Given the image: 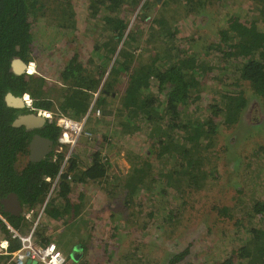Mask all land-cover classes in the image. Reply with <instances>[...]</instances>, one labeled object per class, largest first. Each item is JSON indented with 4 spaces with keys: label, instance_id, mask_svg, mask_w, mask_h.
<instances>
[{
    "label": "trees",
    "instance_id": "16d2710c",
    "mask_svg": "<svg viewBox=\"0 0 264 264\" xmlns=\"http://www.w3.org/2000/svg\"><path fill=\"white\" fill-rule=\"evenodd\" d=\"M158 1L83 0L78 19L72 0L56 1L60 7L48 0H0V176L8 179L25 208L44 203L62 156L53 161L51 152L38 162L15 167L28 151L31 131L10 125L18 110L5 104L7 91L28 94L34 111L57 110L74 119L83 118L93 104L101 113L90 114L88 128L106 145L113 139L111 135L125 143L145 129L147 151L127 148L125 155L131 167L119 190L126 208L144 213L145 219L138 224L145 232L153 223L167 225L165 233L174 230L190 205L192 187L200 188L208 179L217 184V166L209 163L218 153L221 130L237 124L226 144L235 146L240 120L249 125L253 123V109L257 108L258 115L260 108L264 109V0ZM212 5L214 35L206 40L203 51H198L195 43L199 38L178 36L176 22L182 16L203 13ZM181 11L184 14L179 15ZM49 12L54 15L47 25L49 42L70 36L80 41L82 35L91 42L85 59L76 51L67 58L56 72L55 84L39 71L20 75L13 71L16 58L34 60L33 21L38 14ZM208 86L211 96L206 107L200 102L195 106ZM101 125L108 133L99 130ZM39 128L54 144L57 142L59 129L54 122ZM257 132L264 136V128ZM88 159L86 163L77 155L71 156L67 169L71 178L61 176L44 207L46 210L60 198V205L47 211L52 217L61 216V223L73 225L78 221L82 195L75 202L69 196L72 185L109 177L108 157L101 151H93ZM254 160H258L259 170L263 168L260 172L264 177V143L249 155L248 170ZM153 161L156 168H152ZM236 208L242 216L220 232L217 252L208 249L198 264H264V199L218 207V220ZM113 216L103 218L104 227L98 228L105 230L103 235L108 239L119 229ZM128 223L134 226L136 218H129ZM74 230L71 227L72 236L81 232L76 244L85 250L87 235ZM233 243L234 248H230ZM189 245L173 252L167 264L184 259ZM19 246L18 240L11 241L8 251ZM136 250L135 246L127 255L135 258Z\"/></svg>",
    "mask_w": 264,
    "mask_h": 264
},
{
    "label": "rangeland",
    "instance_id": "374dc122",
    "mask_svg": "<svg viewBox=\"0 0 264 264\" xmlns=\"http://www.w3.org/2000/svg\"><path fill=\"white\" fill-rule=\"evenodd\" d=\"M48 1L52 6L54 4H56V7L59 6V3H56V1L60 0ZM72 3L74 4V11H76L78 17L83 0H72ZM160 3L161 0L158 1V4ZM152 7L154 8V6ZM152 10L154 11V9ZM204 10L203 13L182 16L176 22L180 32L178 33V36L191 35L192 37L199 38L197 40L198 42L195 43V49L198 51H203L206 40L214 35L212 27L216 18L213 15V11L215 10L214 5L208 6V8ZM182 13L183 12L181 11L179 15ZM52 17H54V15L50 14V12L49 14L44 15L38 14V19H34L33 21V31L36 33L33 42L34 60L29 62V64H33L30 73H36L39 71L40 73L47 74L46 78L49 79L51 84H55L54 82H58L54 79L58 78L56 72L67 58L76 51L83 59H85L86 54L90 50L91 42L85 37L86 35H82L80 41L70 36L64 39L50 40L49 42L47 39V31H50V28H48L47 25L52 23ZM132 17L133 16L130 17L128 15V18H131V20ZM79 18L80 17H78V19ZM209 90V86L205 87V90L199 94L201 95L199 97L200 100H198L195 106L200 102L202 107H206L211 96L208 93ZM249 107H251V105H249ZM258 107L260 106L258 105ZM28 109H34L32 107V100ZM253 110V123L248 125L240 120L238 127L235 129V134L239 137L235 146L228 147L226 144L230 134L234 133L233 128H235L237 124L233 126V130H221L222 133L220 132L219 144L216 146L218 153L210 159L209 163L210 166L213 164H216L217 166L216 175L220 177L218 180L216 179L214 181V183L217 182V184H211V181L208 179L202 187L196 189L195 187H192L194 188L191 190L192 199L188 200V202H190V205L194 206V208L191 209L189 205L180 218L181 224L176 225L174 230L166 233L164 231L167 225L158 227L155 223L152 224L149 232H145L142 228L140 229L138 222L145 219L143 215L144 213L139 212V214L135 212L133 207L126 208L120 197L121 193H119L120 183H122L124 175L130 171L131 167L125 155L127 148L133 149L136 152H141L143 150L147 151L148 146L146 145L147 137L145 135V129L131 138L130 142L128 139H126L125 143L121 142L123 144L121 147L119 146L121 143L117 142L113 135L109 137L113 139L107 145L104 144L99 139V135L93 131L90 141L85 138L81 139L74 151V155L79 156L88 163L89 155L93 151L99 150L104 156L108 157L110 168L108 170V178H104L101 181L88 180L72 185V190L69 196L77 202L76 198L81 194L82 198L81 200H78V202H80L82 206L79 209V217H77L78 221H74L73 225L64 223L60 224V244L68 246H66L65 249L69 251V257L71 253L75 254L77 257L75 260L70 257L69 263L167 264V258L173 252L180 249L182 250L184 247H187L188 244H190L189 254L176 264H198L203 256L208 254V249H210V251L212 249V253H216L217 251L215 249L217 247L215 246H217L220 232L224 229H229L233 222L238 219L237 216L241 215H238L241 210L236 208V211H233L234 213L230 212L228 217L221 215L218 220V215L220 214L217 208L222 206H232L237 201L240 205L241 203L247 204L251 200L255 201L264 199V177L262 172H260L263 168H260L259 170L258 160L252 161L249 170L247 169L249 166H246L249 155L258 148L259 144L264 143V136L257 132V129L264 128V109L260 108L259 115L257 108H254ZM50 112H57V110ZM255 116H257V118H254ZM90 121L91 119L89 118L87 121V127H89ZM99 130L108 133L105 125H101ZM217 156H219V159H217ZM20 160L19 168L27 161L26 158H21ZM151 165L152 168H156L154 161ZM112 174L113 177L111 176ZM53 194H55V197L57 193L54 192ZM53 194L51 196L52 198ZM39 206L40 205L36 206L34 209V216L30 219L31 224L37 219L38 212L40 211ZM133 213H136V215L133 216ZM109 214L114 215L112 220L116 221V225L119 229H117V233L113 238L111 236L108 239L103 235V231L105 230H100L98 228L103 226L102 219H106ZM129 218H131V220L136 218L134 226L131 223H128ZM41 219L38 221L39 225L38 228H36V232L34 231V241L37 242L40 239L41 242H38L39 244L44 242L43 239H48L50 234H44L48 229L43 227V219ZM97 219H99V221H97ZM108 221H110V219H107V222ZM71 227L72 229H75L74 231H83L89 234L87 235L88 239L86 238V241L84 242L86 245L85 250L81 249L80 251H73L76 247H79L74 244V246L72 245L70 247L71 241L68 240V236L70 235L68 232H72ZM170 227H172V225L168 228ZM16 230L21 235L27 234L30 231V225L29 228L24 229L25 231H21L20 229ZM94 232L96 233V237L99 236L98 239L95 240L96 244L93 243V240H89L90 236H94ZM169 233L172 234L168 237ZM100 238H103L102 242L105 244L104 248L101 247V242H98ZM8 239L10 242L15 240L11 237V232L9 233ZM64 241H67V243L65 244ZM51 242L53 241L51 240ZM127 245L128 247L123 249V247ZM234 245V243L230 245V248H234ZM135 246L137 249L136 252H134L137 254L135 255V258L128 256L127 254L132 253L128 252V250H132ZM62 253L66 255L65 252L62 251ZM78 254L80 255L78 256ZM4 256H7L8 258H5ZM68 259L69 258L66 257V264ZM8 261H12L11 256L0 254V264H5Z\"/></svg>",
    "mask_w": 264,
    "mask_h": 264
},
{
    "label": "built area",
    "instance_id": "2783aa9c",
    "mask_svg": "<svg viewBox=\"0 0 264 264\" xmlns=\"http://www.w3.org/2000/svg\"><path fill=\"white\" fill-rule=\"evenodd\" d=\"M25 95V100H29L31 102V98ZM30 105V104H29ZM37 113H42L45 117H47V121L54 122L55 126L59 129V135L57 138V142L52 147V157L53 161L58 160L59 156V170L57 175L55 176L52 186L47 194V197L38 212L37 219L34 220V225L31 230L24 235H21L16 229L12 226L8 225L9 230L11 231V237L17 239L20 243V246L10 252L8 251V240H4L0 245V254H5L11 256L12 262L15 264H25L26 260H36L40 264H66V257L57 247L54 242H46L37 244L34 239V231L35 225L37 221L40 219L41 214L44 211V207L50 197L51 193L55 188H57L60 178L63 174H67V179L71 178V173L68 172L69 160L72 155H74V151L77 148L81 139H86L88 141L92 138V131L87 127V121L90 117V114L95 112L94 114L100 116V109L90 104L87 112L80 119H74L71 116L65 115L63 113L50 112L46 110H35ZM34 212V208H27V212L25 217L30 219L32 218Z\"/></svg>",
    "mask_w": 264,
    "mask_h": 264
},
{
    "label": "water",
    "instance_id": "95a60500",
    "mask_svg": "<svg viewBox=\"0 0 264 264\" xmlns=\"http://www.w3.org/2000/svg\"><path fill=\"white\" fill-rule=\"evenodd\" d=\"M29 62H25L21 58H16L13 61V71L16 74H23V73H30L28 71ZM28 95V94H27ZM5 103L7 106L14 108V109H25V107H28L25 100V95H15L10 91H7L4 95ZM47 117H45L42 113H37V111H25L21 112L16 115L14 120H12L11 125L15 128L23 127L26 130H32L34 128L39 127L40 125H43L47 120ZM52 148V140L46 137H42L39 134H35L32 139L29 142V160L31 162H38L42 158H44ZM1 203L4 206V211L6 212H12L16 215L20 212L21 203L18 199V196L16 193L12 192L9 195V198H5L1 201ZM6 234L0 227V245L3 240H5ZM71 258L73 260L76 259L75 254H70ZM25 264H39L36 260L28 259L26 260Z\"/></svg>",
    "mask_w": 264,
    "mask_h": 264
},
{
    "label": "crops",
    "instance_id": "0c3cea01",
    "mask_svg": "<svg viewBox=\"0 0 264 264\" xmlns=\"http://www.w3.org/2000/svg\"><path fill=\"white\" fill-rule=\"evenodd\" d=\"M58 187V186H57ZM48 200H49V198H48ZM42 205H43V203L39 206V208H41L42 207ZM55 205H60V198L56 201V204L55 203H53V205H51V206H49V207H47V209L46 210H44L43 211V214H41V216H40V219L42 218L43 219V227H46L47 229H48V231H45V235H48L49 233V237H48V239H43L44 240V242L43 243H45V242H49V241H53V242H55V244L57 245V247H58V249L60 250V251H63V252H65L66 253V257H68L69 259L67 260V264H70L69 263V261H70V257L68 256V254H69V251H67L66 249H65V247L67 246V245H64V244H60V224H61V222H60V218H61V216L60 217H58V218H56V217H52V216H50L49 215V213H48V209H52V207L53 206H55ZM35 209V208H34ZM35 211V210H34ZM33 216H34V212H33V215H32V218H33ZM43 216V217H42ZM32 218H30V219H32ZM28 219V218H27ZM27 219H25V220H23L21 223H19V225H18V227H16V228H18V229H20L21 231L23 230V231H25L24 229H27V228H29V225H30V230H31V227L34 225V221L32 222V224H31V220L29 219V220H27ZM40 219L38 220V221H40ZM41 219V220H42ZM91 220H92V218H91ZM37 221V224L35 225V228L33 229V231H35L36 232V228H38V225H39V222ZM93 221V220H92ZM14 227V228H15ZM70 231V230H69ZM34 232V233H35ZM70 235L68 236V240H70L72 243L70 244V247L74 244L75 246H78L77 244H76V239L79 237V236H81L80 235V233H79V235H76V236H72L71 235V233L70 232H68ZM82 233H85V232H82ZM86 235H89L88 233H85ZM84 234V235H85ZM84 235H83V237H84ZM46 237V236H45ZM87 237V236H86ZM85 237V238H86ZM99 237V236H98ZM98 237H96L95 235L93 236H90V239L89 240H93L94 242V244H96V241L95 240H97L98 239ZM104 237L106 238V236L104 235ZM103 237V238H104ZM103 238H100L99 240H98V242H101V247L102 248H104V246H105V244H104V242H102V239ZM88 239V238H87ZM15 240H17V239H15ZM46 240V241H45ZM105 241V240H104ZM36 242V241H35ZM38 242H41V240L39 239L36 243L38 244ZM65 242V241H64ZM9 243H10V241H9V239H8V246H9ZM92 243V244H93ZM3 245H5V242H3ZM73 245V246H74ZM68 247V246H67ZM73 248H75V247H73ZM80 251L81 250V248L80 247H76V249H74L73 251ZM80 254H78V256H79ZM5 258H8L7 256H4ZM77 258V257H76ZM10 263H12V261H8L7 263H5V264H10ZM40 264V263H39Z\"/></svg>",
    "mask_w": 264,
    "mask_h": 264
},
{
    "label": "flooded vegetation",
    "instance_id": "af4514ba",
    "mask_svg": "<svg viewBox=\"0 0 264 264\" xmlns=\"http://www.w3.org/2000/svg\"><path fill=\"white\" fill-rule=\"evenodd\" d=\"M3 100H4V102H5V99H4V97H3ZM6 104V103H5ZM16 110H18V112H17V114H19V113H21V112H25V111H28V110H31V111H34V110H32V109H28V107H25V109H22V110H19V109H16ZM16 114V115H17ZM16 117V116H15ZM12 122V121H11ZM46 122H49V121H46ZM45 122V123H46ZM44 123V124H45ZM43 124V125H44ZM10 125H11V123H10ZM12 126V125H11ZM42 125H40L39 127H41ZM13 127V126H12ZM39 127H37V128H34V129H32V130H28V131H31V138H30V140L32 139V137L35 135V134H39L40 136H42V137H46V138H49L48 136H46L45 134H44V132L43 131H40V128ZM15 128V127H14ZM21 128V127H20ZM26 130V129H25ZM50 140H52L51 138H49ZM30 140H29V142H30ZM29 142H28V146H27V153L26 154H24V155H22V156H20L19 157V159H18V161L16 162V164H15V167L16 168H19V164H20V162H21V158H26V160L27 161H30L29 160ZM53 145H54V142L52 141V147H53ZM52 152V148H51V151L49 152V153H51ZM48 155V154H47ZM26 161V162H27ZM25 165V164H24ZM6 178H7V176H6ZM8 181V179L6 180L3 176H0V227L2 228V230L4 231V233L6 234V236H5V238L8 240V238H9V233L11 232L10 230H9V228H8V225L9 226H12L13 228L15 227V226H13L14 225V223H21L23 220H25L26 219V217H25V214H26V212H27V208H25V204L24 203H22L21 202V200H20V198H19V196H18V194L16 193V191H14L13 189H12V186H11V184L9 183V181ZM12 192H14V193H16L17 194V196H18V199H19V201H20V203H21V210H20V212L16 215L15 213H12V212H6V211H4L3 209H4V206H3V204L1 203V201L3 200V199H5V198H9V195H10V193H12ZM18 221V222H17ZM14 229H18V228H14Z\"/></svg>",
    "mask_w": 264,
    "mask_h": 264
},
{
    "label": "bare ground",
    "instance_id": "6f19581e",
    "mask_svg": "<svg viewBox=\"0 0 264 264\" xmlns=\"http://www.w3.org/2000/svg\"><path fill=\"white\" fill-rule=\"evenodd\" d=\"M28 71H29V70H28ZM29 72H30V71H29ZM28 101H29V100H28ZM29 104H30V102H29ZM29 104H28V105H29Z\"/></svg>",
    "mask_w": 264,
    "mask_h": 264
},
{
    "label": "clouds",
    "instance_id": "9594fccd",
    "mask_svg": "<svg viewBox=\"0 0 264 264\" xmlns=\"http://www.w3.org/2000/svg\"><path fill=\"white\" fill-rule=\"evenodd\" d=\"M5 240H7V239H5ZM3 241H4V240H3ZM3 241H2V242H3ZM2 242H1V243H2Z\"/></svg>",
    "mask_w": 264,
    "mask_h": 264
}]
</instances>
